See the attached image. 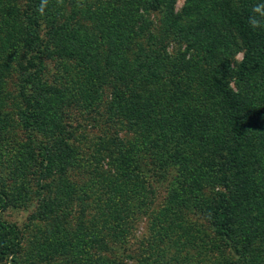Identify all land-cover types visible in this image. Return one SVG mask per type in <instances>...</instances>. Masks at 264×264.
I'll list each match as a JSON object with an SVG mask.
<instances>
[{
  "label": "trees",
  "instance_id": "1",
  "mask_svg": "<svg viewBox=\"0 0 264 264\" xmlns=\"http://www.w3.org/2000/svg\"><path fill=\"white\" fill-rule=\"evenodd\" d=\"M175 2L0 0V264H264V0Z\"/></svg>",
  "mask_w": 264,
  "mask_h": 264
},
{
  "label": "rangeland",
  "instance_id": "2",
  "mask_svg": "<svg viewBox=\"0 0 264 264\" xmlns=\"http://www.w3.org/2000/svg\"><path fill=\"white\" fill-rule=\"evenodd\" d=\"M182 5V0H176L175 4H174V8L176 10H178ZM149 18L153 21V25H154V29L159 27V23H158V18L159 15L157 13H150ZM175 49L176 46L171 43L170 46H168V49ZM241 58V55L238 53L236 54L233 58H232V64L234 65L236 61H239V59ZM54 64H56L54 61H46L45 63V68L46 71H51V68L54 67ZM48 73V72H47ZM10 79H12V81H14L13 77ZM9 80V79H8ZM7 84L9 86V81H7ZM230 86L235 87L233 85V83H230ZM10 88V87H8ZM13 88V87H12ZM14 92V89H13ZM107 92V88L106 86L103 87V91H102V95L105 94ZM73 108L68 109L65 112V115L68 117V113L69 111L71 112V115H74L73 117H75V113H73L72 111ZM4 111H7L10 115L14 116V109L13 106L6 104V106H4ZM66 119V118H65ZM67 121L69 119H66ZM75 121V120H73ZM72 121V122H73ZM85 125V124H84ZM83 125V126H84ZM85 130L83 131H77L75 133V139L78 142V145H81L83 142L87 141L89 139V137H95V135L97 133H99V131L96 129V127H93V125L91 124L90 127L85 125L84 126ZM84 132V135H83ZM82 135L78 136L77 135ZM18 139L23 140L22 136H20V134H17ZM95 140V138H94ZM74 144H77L76 141L74 140ZM145 160L148 162L147 166L143 167L142 169L145 171V174L148 176V181L149 179L152 181L153 185H156L157 188L155 187V191L157 196L155 197L156 202L160 203L161 201H163L164 199H166V197L169 196L170 191L174 188L175 189V182L173 181L174 178H176V171L174 168L172 169H168V170H164L162 171V174H158L156 171V168L153 167V163L150 161L149 158L145 157ZM80 163V161H77V164ZM79 168H73L70 171L71 174V178H73L74 182H79V173H81L80 168H82V166H78ZM82 181H84V179H81L80 183H83ZM30 194L28 193V198L26 195V200L23 202H20L19 205H9L6 209H3L2 211H0V219L4 220V221H8L11 222L13 224H15L22 232H23V237H24V241H26L27 237H29V235L31 234V232L34 230V226L36 225H44L43 223H34L32 221L29 220L28 217H30L32 211H33V207L35 205V200H36V196H35V192L34 190H29ZM30 196V197H29ZM75 215L72 217L71 222H69V224L74 223ZM190 218L194 221L197 222V227H201V224L199 222H201L202 224L205 223L204 219H203V215H191ZM146 219L145 217L142 216H138L137 218H134V221L132 222V230H131V234L129 235V238L127 239V243L124 246L126 250H130L133 251L134 249H136L138 242L140 240L141 235L144 236L147 234V224H146ZM27 236V237H26ZM205 247V246H204ZM202 246L203 249H201L200 247L198 249L192 250L191 254H195L197 252L200 251V254H204L207 253L208 249L204 248ZM25 248V247H24ZM195 252V253H194ZM213 253V252H211ZM201 255V256H202ZM213 256V255H212ZM189 260H195V257L193 258L192 256L190 257V255H188V257H186L185 261H188L186 264H189ZM211 261H213V259H210ZM209 260V261H210ZM209 261L207 264H209ZM206 263V261H205Z\"/></svg>",
  "mask_w": 264,
  "mask_h": 264
}]
</instances>
